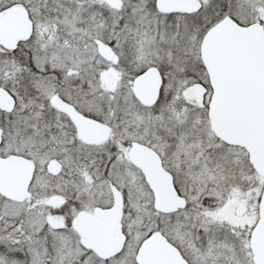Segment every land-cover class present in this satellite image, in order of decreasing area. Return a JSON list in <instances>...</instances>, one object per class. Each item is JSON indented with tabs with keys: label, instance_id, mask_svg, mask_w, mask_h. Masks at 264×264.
I'll list each match as a JSON object with an SVG mask.
<instances>
[{
	"label": "snow or ice",
	"instance_id": "snow-or-ice-1",
	"mask_svg": "<svg viewBox=\"0 0 264 264\" xmlns=\"http://www.w3.org/2000/svg\"><path fill=\"white\" fill-rule=\"evenodd\" d=\"M0 264H264V0H0Z\"/></svg>",
	"mask_w": 264,
	"mask_h": 264
}]
</instances>
